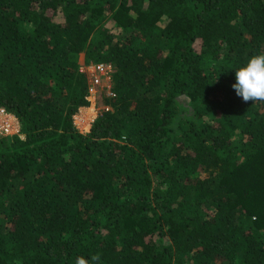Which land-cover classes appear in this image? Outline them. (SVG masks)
Returning <instances> with one entry per match:
<instances>
[{
	"label": "trees",
	"instance_id": "1",
	"mask_svg": "<svg viewBox=\"0 0 264 264\" xmlns=\"http://www.w3.org/2000/svg\"><path fill=\"white\" fill-rule=\"evenodd\" d=\"M260 52L264 0H0V264H264ZM80 54L112 66L86 133Z\"/></svg>",
	"mask_w": 264,
	"mask_h": 264
},
{
	"label": "clouds",
	"instance_id": "2",
	"mask_svg": "<svg viewBox=\"0 0 264 264\" xmlns=\"http://www.w3.org/2000/svg\"><path fill=\"white\" fill-rule=\"evenodd\" d=\"M235 77L236 82L232 87L245 103L264 102V52L253 54L245 65L236 70ZM99 260V254L88 259L79 256L75 264H96Z\"/></svg>",
	"mask_w": 264,
	"mask_h": 264
},
{
	"label": "built area",
	"instance_id": "3",
	"mask_svg": "<svg viewBox=\"0 0 264 264\" xmlns=\"http://www.w3.org/2000/svg\"><path fill=\"white\" fill-rule=\"evenodd\" d=\"M79 70L88 78V100L97 96L103 80L111 82L112 66L110 64L80 62ZM108 95H113L111 88L108 90ZM14 135L20 136L19 122L11 112L0 106V138Z\"/></svg>",
	"mask_w": 264,
	"mask_h": 264
},
{
	"label": "rangeland",
	"instance_id": "4",
	"mask_svg": "<svg viewBox=\"0 0 264 264\" xmlns=\"http://www.w3.org/2000/svg\"><path fill=\"white\" fill-rule=\"evenodd\" d=\"M112 25L113 24H111V26ZM111 31L115 33V37L124 36V33L121 28L113 27ZM79 61L83 62V54H80ZM110 88L111 82H105L103 80L101 88L97 93V96H95V98H90L89 100L87 99L89 101V104L87 106L80 107L74 114L73 123L81 133H86L90 130L92 122L99 115L101 109L105 106L104 97L108 96V90ZM203 119L209 120L210 116L205 115L203 116Z\"/></svg>",
	"mask_w": 264,
	"mask_h": 264
}]
</instances>
